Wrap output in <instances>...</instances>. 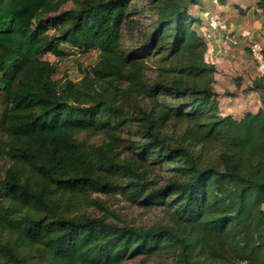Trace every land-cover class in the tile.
I'll return each mask as SVG.
<instances>
[{
    "label": "trees",
    "instance_id": "16d2710c",
    "mask_svg": "<svg viewBox=\"0 0 264 264\" xmlns=\"http://www.w3.org/2000/svg\"><path fill=\"white\" fill-rule=\"evenodd\" d=\"M130 1L0 0V155L9 162L0 175V264H27L31 253L47 264L139 255L264 264V76L243 89L259 93L256 111L221 114L216 66L190 10L201 0H152L155 19L138 47L123 45L138 13ZM256 6L264 21V0ZM68 49L98 50L79 79L55 78L45 58ZM181 122L176 135L164 133ZM134 126L138 139L121 144ZM93 192L160 206L164 220L137 227L71 214V198Z\"/></svg>",
    "mask_w": 264,
    "mask_h": 264
},
{
    "label": "rangeland",
    "instance_id": "374dc122",
    "mask_svg": "<svg viewBox=\"0 0 264 264\" xmlns=\"http://www.w3.org/2000/svg\"><path fill=\"white\" fill-rule=\"evenodd\" d=\"M240 3H243L242 5H246L244 2ZM130 4L132 7L138 10V13L132 16L133 21L129 24L133 28L131 30L124 29L123 45L128 47L135 45L138 47L147 38L148 33L152 28V23L155 19L154 11L151 8L153 3L152 0H131ZM70 6H72V4L68 2L63 7H61V9H67ZM197 9L198 8H195L193 5L190 6L192 13H196ZM249 13L252 15L251 9H249ZM195 27H197V25H195ZM217 34L218 32L213 34L214 37L209 40L206 38L209 44L211 42H217L218 39L221 40V35ZM263 35L264 33L261 32L255 33L256 38H259ZM67 51L69 54L61 59H58L53 55H45L46 59L54 61L57 65V73L54 76L55 78L66 75L73 79H79L82 75V71L84 69H89L98 58L97 49H92L84 53H79L77 51L72 52L69 49ZM246 52L248 57L242 63L247 65V62H249L250 64L252 63L254 65L250 52L247 50ZM234 59L235 58H231L229 61L223 63L222 68L220 67L222 69V75H219L221 83L216 88L213 85L217 93V100L221 114H226V111H235L238 115H240L244 108L248 107V104H253L254 100V98H248L252 100L247 102L245 101V98L235 96L237 95V90L240 89H235L233 88L234 86H232L233 82L231 78L234 80L239 77V74H237L239 70L238 67H236L237 62H235ZM147 65L149 67L147 69V75L152 78L155 75L154 70L157 66V63L155 60H153V58H151ZM253 105L251 107H253ZM142 106L150 108L151 103L150 101L145 100L142 102ZM1 110L2 106L0 105V112ZM186 125V122L178 123L176 126L174 124H169L165 127L164 133L167 135H176L182 131ZM5 138L6 137L0 132V144H4ZM79 138L86 141L88 144H99L102 141L101 135L90 136L86 135V133H81ZM136 139H138V137L136 133V127L134 126L131 130H124L121 138V144H127L129 141ZM7 166H9V162L4 156L0 155V175L3 173V168ZM71 201H73L74 206L71 209V214L86 213L91 216H102L106 218V220L119 224L147 227L151 224L159 223L164 220V214L160 210V206H141L137 203L131 202L127 196L121 192H112L109 194L93 192L87 198L76 196L72 197ZM98 201L101 202V206L96 203ZM26 259L28 261L27 264H47L45 259L36 253L28 254ZM172 261L173 260L170 257L161 255H153L151 258L144 261L139 255L134 258L127 259L121 264H171Z\"/></svg>",
    "mask_w": 264,
    "mask_h": 264
},
{
    "label": "crops",
    "instance_id": "0c3cea01",
    "mask_svg": "<svg viewBox=\"0 0 264 264\" xmlns=\"http://www.w3.org/2000/svg\"><path fill=\"white\" fill-rule=\"evenodd\" d=\"M240 2H244L246 5H242L243 3L241 4ZM235 5H238L242 11L240 12ZM193 6L198 8L196 13L202 21L201 28L206 38L208 40L211 39L216 32L222 37L221 40L218 39L219 41L217 40L214 43L211 42L209 44L207 41L205 52L206 60L214 63L216 66L214 73L215 88L221 83L219 75H222L221 68L223 63L229 61L231 58H235L234 61L237 62L236 67L239 70L237 73L239 77L234 80L231 78L233 82L232 86L235 89H240L237 90V95L235 96L245 98L247 102L252 100L248 98H254L253 107L248 104V107H245L240 115L235 111H226V114L240 118L246 111H256L260 105L259 93L254 90L242 91V89L250 85L259 76L252 63L247 62V65L242 63L248 57L246 52V50L249 52L248 44L256 40L264 50V35L259 38L255 36V33H264L263 13L256 6V0H201L200 5ZM249 9H251L252 15L249 13Z\"/></svg>",
    "mask_w": 264,
    "mask_h": 264
},
{
    "label": "built area",
    "instance_id": "2783aa9c",
    "mask_svg": "<svg viewBox=\"0 0 264 264\" xmlns=\"http://www.w3.org/2000/svg\"><path fill=\"white\" fill-rule=\"evenodd\" d=\"M248 49L257 73L259 75H264V50L261 44L253 40L248 44Z\"/></svg>",
    "mask_w": 264,
    "mask_h": 264
}]
</instances>
